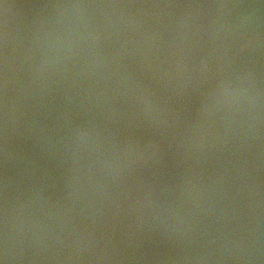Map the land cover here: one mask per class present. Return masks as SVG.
I'll use <instances>...</instances> for the list:
<instances>
[{"label":"water","instance_id":"water-1","mask_svg":"<svg viewBox=\"0 0 264 264\" xmlns=\"http://www.w3.org/2000/svg\"><path fill=\"white\" fill-rule=\"evenodd\" d=\"M0 264H264V0H0Z\"/></svg>","mask_w":264,"mask_h":264}]
</instances>
